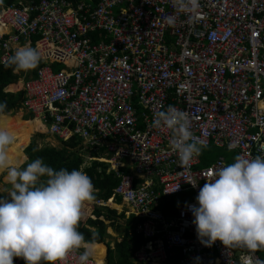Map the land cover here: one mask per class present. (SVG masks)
Returning <instances> with one entry per match:
<instances>
[{
  "label": "built area",
  "instance_id": "built-area-1",
  "mask_svg": "<svg viewBox=\"0 0 264 264\" xmlns=\"http://www.w3.org/2000/svg\"><path fill=\"white\" fill-rule=\"evenodd\" d=\"M199 4L195 12L178 10L173 0H17L3 6L1 63L23 46L38 48L45 61L6 90L25 92L21 109L50 135L81 137L83 165L107 162L121 176L112 196L91 203L118 209L119 196L126 215L139 219L136 231L146 241L134 251L135 261L166 264L178 248V264H257L261 259L251 250L201 244L187 207L197 204L212 173L228 165L225 158L199 166L197 156L182 166L169 147L171 131L151 126L154 113L171 105L189 114L193 134L207 147L264 155V0ZM168 16H175L174 26ZM123 167L130 172L121 173ZM163 197L181 198L171 217L158 207ZM82 252L70 255L68 264H79ZM14 264L25 261L14 258ZM89 264L106 262L92 256Z\"/></svg>",
  "mask_w": 264,
  "mask_h": 264
},
{
  "label": "clouds",
  "instance_id": "clouds-1",
  "mask_svg": "<svg viewBox=\"0 0 264 264\" xmlns=\"http://www.w3.org/2000/svg\"><path fill=\"white\" fill-rule=\"evenodd\" d=\"M173 4L188 12L200 7L199 0H173ZM166 22L174 26L175 16L166 17ZM41 59L38 48L23 46L8 58L6 66L28 72ZM6 108V102H0V118ZM151 126L171 131L169 147L182 166L207 147L193 134L189 114L174 106L154 113ZM15 140L13 132L0 128V174L6 172L11 185L9 198H0V264H14V258L25 264H68L70 255L80 249L84 251L79 264H89L97 234L86 240L78 228L86 203L96 199L91 178L81 170H55L42 158L22 169L9 153ZM212 176L200 188L197 204L187 205L197 239L205 247L220 241L226 248L264 250V155H237L234 163L220 167Z\"/></svg>",
  "mask_w": 264,
  "mask_h": 264
},
{
  "label": "trees",
  "instance_id": "trees-1",
  "mask_svg": "<svg viewBox=\"0 0 264 264\" xmlns=\"http://www.w3.org/2000/svg\"><path fill=\"white\" fill-rule=\"evenodd\" d=\"M17 0H0V8L3 6L10 5ZM1 54V51H0ZM45 64L44 60H41L39 65L28 72L21 71L20 73H16L13 71L12 67H8L7 62L1 63L0 61V102H6L7 108L5 109V114L10 112H16L22 107L23 101L25 99V92L23 90L17 92L7 91L6 87L19 79V77H24L25 79L30 78L34 74H36L37 69ZM11 87V86H10ZM14 87V85H12ZM25 119L33 118L31 114L30 117H24ZM26 121V120H25ZM40 123L36 126V130L39 128ZM50 134V133H49ZM48 134L45 132L37 133L36 137L28 140L27 146L25 148V152H21L14 159L15 164L24 163L21 168H25L27 163H31L36 158H42L44 163L52 167L55 170H59L61 168H66L69 171L76 169L85 172L92 180L94 187L96 190V199L97 198H109L113 194V189L119 183L120 178L118 174L113 170L109 169V163L91 160L88 164L83 165L84 156H83V148L84 146L81 144V137L74 136L67 141H62V147H55L53 145H42L40 146L38 143V138L46 137ZM34 137V136H33ZM11 148V147H10ZM9 148V152L10 149ZM104 148H102L103 150ZM205 149V148H203ZM202 149V150H203ZM220 149V148H218ZM22 150L16 151L20 152ZM204 151V150H203ZM222 150L212 151V155L204 156L202 153L199 155L201 162L199 166L210 165L217 160ZM26 153V154H25ZM92 156H99L98 152L92 151ZM28 156V157H27ZM29 158V160H28ZM122 171L126 172L130 170L128 168H121ZM11 188V185H9ZM0 198H9V194L6 192H0ZM121 197L117 198L116 202H120ZM170 202L169 199L165 198L161 202V207L166 211L165 203ZM92 215H95L93 218L90 215V209L84 207L83 212L84 215L89 217H84L80 222L78 230L84 234L86 240H92L94 234H97L95 237V242L105 243V240L108 236L107 233V224L104 219H101V216H112L116 214V210L110 209L107 206H97L94 204V208L91 209ZM134 217H130V221L127 224V231L124 239L120 242V247L117 250H114L111 245L108 243V256H107V264H140L136 263L133 258L134 251L142 245L146 239L143 238L141 234H138L135 230ZM131 228V229H130ZM93 247L101 248L102 258L104 256V245L103 244H95ZM239 247H235L238 249ZM261 259L264 261V250L256 251Z\"/></svg>",
  "mask_w": 264,
  "mask_h": 264
},
{
  "label": "crops",
  "instance_id": "crops-1",
  "mask_svg": "<svg viewBox=\"0 0 264 264\" xmlns=\"http://www.w3.org/2000/svg\"><path fill=\"white\" fill-rule=\"evenodd\" d=\"M15 82V81H14ZM13 83V82H12ZM18 111H21L20 113H18ZM10 113H12V114H15V113H18V114H20V116L23 118V119H25L24 117H25V115H27V114H30V113H28V112H26L25 110H22L21 108L19 109V110H17L16 112H10ZM9 114V113H8ZM7 114V115H8ZM29 119H33V118H29ZM25 120H27V119H25ZM37 131H41V132H46L47 134H48V136H51L50 134H49V132H48V129L47 128H44V127H39L35 132H37ZM34 132V133H35ZM34 138V137H33ZM32 138V139H33ZM32 139L29 141V143L32 141ZM28 143V144H29ZM27 144V145H28ZM81 144H82V140H81ZM25 148H26V146L23 148V147H21V148H18L19 150H25ZM219 147H212V146H209V147H206L205 149H203L202 151H201V153L204 155V156H209L210 154L212 155V151H214V149L216 150V149H218ZM18 149H16L17 151H19ZM15 150V151H16ZM218 150H222V152H220L221 154L219 155V157L220 156H222V157H224L225 158V161H226V163L229 165V164H231V163H234L235 162V157L237 156V154L235 153V152H232V151H228V150H224V149H222V148H220V149H218ZM25 152V151H24ZM26 154V153H25ZM28 157V156H27ZM24 164V162L22 163V164H20V166H22ZM109 166H110V164H109ZM124 168H126V167H124ZM108 170H113V171H115L111 166L109 167V169ZM116 172V171H115ZM122 172H124V171H122V169H121V173ZM129 171H126V172H124V173H128ZM119 176V175H118ZM119 178H120V180H121V176H119ZM120 182V181H119ZM119 184V183H118ZM117 184V185H118ZM116 185V186H117ZM115 186V187H116ZM115 189V188H114ZM114 189H113V193H114ZM97 190V189H96ZM9 194V193H8ZM112 196V195H111ZM119 196H116L115 197V201H117V198H118ZM164 199L165 198H167V197H163ZM103 199H105V198H103ZM167 199H169V201L170 202H167V203H165V207H166V211H164V209L161 207V204L158 206L159 207V209H161L162 210V212L164 213V215L166 216V217H171V215L173 214V213H175L176 212V209L178 208V206H179V204H181L180 203V201H181V198H177V199H175V198H167ZM116 203V205H118L117 206V208L118 209H116V207H115V205H113L114 206V208H113V206H111V205H109V206H107V207H109L110 209H114V210H116L117 212H116V214H113L112 216H107V218H105V216H101V219H104V221L106 222V224H107V233H108V236H107V238H106V240H105V243H98V242H95V244H103L104 245V256H103V261H105L106 262V264H107V256H108V246H107V244L109 243L110 245H111V247L114 249V250H117V249H119V247H120V242L124 239V237H125V234H126V231H127V224H128V222L130 221V217L132 216V217H134V220H136V223H135V226L137 225V223L139 222V219L138 218H136L134 215H130V216H127L126 215V213H125V210L127 209V207L124 205V203H123V200H122V198H121V201L120 202H115ZM85 207L86 208H88L89 207V209H90V207H91V205L89 206L88 205V207L85 205ZM91 212H92V210H90V215L89 216H92V214H91ZM89 216H86V215H84V217H89ZM94 216L95 215H93L92 217L94 218ZM131 229V228H130ZM135 230H136V227H135ZM137 232V231H136ZM139 234V233H138ZM93 249L94 250H97V252H98V249H96L95 247H93ZM83 250V249H82ZM93 250V251H94ZM237 250H240V251H248V249H246V248H238ZM84 251V250H83ZM174 254L173 255H169V258H168V261H167V263L166 264H178V260H179V258L182 256V253H181V250L180 249H178V248H176L174 251ZM257 253V252H256ZM258 254V253H257ZM92 256H94V255H92ZM259 256V255H258ZM94 257H96V256H94ZM135 261V260H134ZM136 263H140V264H142L141 262H137V261H135Z\"/></svg>",
  "mask_w": 264,
  "mask_h": 264
},
{
  "label": "rangeland",
  "instance_id": "rangeland-1",
  "mask_svg": "<svg viewBox=\"0 0 264 264\" xmlns=\"http://www.w3.org/2000/svg\"><path fill=\"white\" fill-rule=\"evenodd\" d=\"M22 78L23 77H19L18 80H20ZM18 80L15 81V82L17 83ZM20 112L21 111H18V113H20ZM18 113H15V114L9 113L8 115L5 114V116L3 118H1L3 120H5V119L7 120V118L9 117V118H11L12 121L18 120V122H20L18 124L19 126L17 124H13V125H11L10 127H8L6 129V130H9V131L13 132L15 134V137H16L15 143L10 146L11 147L10 148L11 150L9 152L10 155L12 156V158H13V161L17 157V155L21 152V151L20 152H16L15 151L16 149L19 148L18 145L23 144V148H24L27 145V142H28L29 139L33 138V136L35 138L37 133H42L41 131L35 132L37 125H34V124L29 123L30 119H27L25 121V119H23L20 116V114H18ZM30 116H31V114L25 115V117H30ZM39 127L47 128V125H45L44 123H40ZM38 143H39L40 146L49 144V145H53V146L59 147V148L62 147V141L58 140L55 135L54 136H52V135L51 136H48L47 135L46 137L38 138ZM215 151H218V149H216ZM24 163H26V161ZM6 175H7L6 172L3 173V174H0V192H6L8 194L10 192L11 188L9 186L10 184L5 179V176ZM88 205L89 206L91 205L90 210L92 208H94V204L93 203H91V202L90 203H86V206L87 207H88ZM97 249H98V252H99V255L98 256H99V258L102 261L103 258L101 257L102 256V254H101V248L99 250V247H97Z\"/></svg>",
  "mask_w": 264,
  "mask_h": 264
},
{
  "label": "bare ground",
  "instance_id": "bare-ground-1",
  "mask_svg": "<svg viewBox=\"0 0 264 264\" xmlns=\"http://www.w3.org/2000/svg\"><path fill=\"white\" fill-rule=\"evenodd\" d=\"M21 121V120H20ZM20 122H18V120H16V121H12L11 120V118H7V120L5 119V120H3V119H1L0 118V128H5V129H7L8 127H10L11 125H13V124H19ZM29 123H31V124H34V125H38L40 122H39V120H36V119H30V121H29ZM19 126V125H18ZM18 147L19 148H21V147H23V144H20V145H18ZM19 150V149H18ZM24 150V149H23ZM22 150V151H23ZM17 151V150H16ZM21 151V152H22ZM20 152V153H21ZM116 206H118V205H116ZM96 249H97V247H96ZM94 250V249H93ZM99 250H100V248H99ZM93 255L94 256H96L99 260H101L100 258H99V252H97V250H94L93 251ZM102 257V256H101Z\"/></svg>",
  "mask_w": 264,
  "mask_h": 264
},
{
  "label": "water",
  "instance_id": "water-1",
  "mask_svg": "<svg viewBox=\"0 0 264 264\" xmlns=\"http://www.w3.org/2000/svg\"><path fill=\"white\" fill-rule=\"evenodd\" d=\"M27 146V145H26ZM28 160H29V158H28Z\"/></svg>",
  "mask_w": 264,
  "mask_h": 264
}]
</instances>
